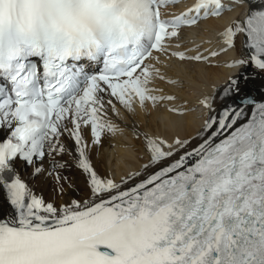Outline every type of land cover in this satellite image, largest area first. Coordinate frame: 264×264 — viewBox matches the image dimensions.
I'll return each mask as SVG.
<instances>
[{
	"label": "snow or ice",
	"instance_id": "obj_1",
	"mask_svg": "<svg viewBox=\"0 0 264 264\" xmlns=\"http://www.w3.org/2000/svg\"><path fill=\"white\" fill-rule=\"evenodd\" d=\"M177 3L0 0V206L12 209L0 216V264H264V8L230 19L218 50L192 41L180 51L185 28L247 0L162 11ZM238 39L248 51L224 66L254 72L228 77L219 98L231 103L219 110L215 85L197 99L196 136L145 134L141 170L119 180L96 171L92 149L121 131L110 113L196 111L156 86L182 87L162 57L217 67ZM65 156L87 199H64ZM18 162L33 179L53 177L60 203L34 191Z\"/></svg>",
	"mask_w": 264,
	"mask_h": 264
},
{
	"label": "bare ground",
	"instance_id": "obj_2",
	"mask_svg": "<svg viewBox=\"0 0 264 264\" xmlns=\"http://www.w3.org/2000/svg\"><path fill=\"white\" fill-rule=\"evenodd\" d=\"M248 10L242 6H234L233 10L223 14L220 18H212L205 21L200 28L190 29V33L196 32L200 38L208 32L222 30V28L232 18H239ZM242 46L238 39L236 48L223 53L213 63H218L217 67H207L202 64L180 63L173 59L171 62L167 58L162 57L168 65L162 68L166 75L181 81L182 87L171 86L166 82L158 81L156 86L163 88L166 93H175L182 99L187 100L189 107H193L196 111L189 112L184 117H172L167 111L160 107L152 110L151 106L147 112L137 108L135 113L125 112L121 109L120 116H115L110 113V118L116 123L121 131L115 135L106 134L103 138V143L98 148H93L90 153L91 162L96 171L102 177H112L119 180L130 172L141 170V166L147 162L148 156L144 151L143 137L148 135H159L171 140L179 136L182 139H188L196 136L200 130L203 110L197 105L196 101L203 94L211 93L212 86L217 87L216 100L214 107L219 110L223 104L231 103L229 100H220V90L225 85L229 76H238L240 72H254V69H237L225 67V63L230 62L228 59L233 57V53L239 54V48ZM211 44H203L201 51L204 48H210ZM215 48L213 50H218ZM264 80V74H259L257 83ZM243 83V81H242ZM255 92V89H252ZM258 95V93H256ZM69 143L70 141H66ZM199 143V140H193L192 144ZM68 161L69 168L62 170V175L68 177V182L64 184L66 191L64 199L75 198L84 200L88 198V188L86 186L85 177L82 172L74 166V161L65 156ZM47 166V162H45ZM17 170L20 175L28 182L29 186L39 194H42L45 199H55L59 204L60 199L55 196V180L50 184L49 180L53 177L41 176L33 179L30 176L32 169L25 167L20 162L17 163ZM54 179V178H53ZM71 184V187H69ZM11 213V209L7 205L0 206V216L7 218Z\"/></svg>",
	"mask_w": 264,
	"mask_h": 264
},
{
	"label": "rangeland",
	"instance_id": "obj_3",
	"mask_svg": "<svg viewBox=\"0 0 264 264\" xmlns=\"http://www.w3.org/2000/svg\"><path fill=\"white\" fill-rule=\"evenodd\" d=\"M49 182H50V184L54 183V179L53 178H50Z\"/></svg>",
	"mask_w": 264,
	"mask_h": 264
}]
</instances>
